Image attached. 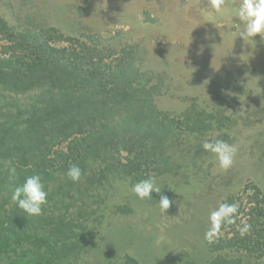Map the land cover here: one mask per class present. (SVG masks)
<instances>
[{"label":"rangeland","instance_id":"rangeland-1","mask_svg":"<svg viewBox=\"0 0 264 264\" xmlns=\"http://www.w3.org/2000/svg\"><path fill=\"white\" fill-rule=\"evenodd\" d=\"M0 16L18 30L54 26L95 34L105 46L137 45L136 67L160 84L159 109L181 114L194 103L214 115L204 136L182 133L167 143L173 171L134 181L97 162L77 182L71 171L74 184L45 213L60 229L84 227L82 248L64 264H124L127 256L208 264L226 216L251 200L245 187L257 185L264 197V0H0ZM37 92L10 93L27 106ZM49 183L54 191L62 180ZM231 197L236 203L224 207ZM244 253L232 252L264 264Z\"/></svg>","mask_w":264,"mask_h":264},{"label":"trees","instance_id":"trees-1","mask_svg":"<svg viewBox=\"0 0 264 264\" xmlns=\"http://www.w3.org/2000/svg\"><path fill=\"white\" fill-rule=\"evenodd\" d=\"M0 38V264H64L82 248L84 227L60 229L45 213L74 184L71 171L75 182L97 162L134 181L173 171L167 143L182 133L204 136L214 115L194 103L181 114L159 109L160 84L136 67L137 45L105 46L95 34L66 35L54 26L18 30L3 16ZM33 90L27 106L10 93ZM60 180L53 191L49 182ZM249 190L251 200L233 207L228 230L210 242L219 253L208 264H244L232 252L264 259V197L253 183ZM234 203L231 197L224 207ZM124 264L140 262L127 256Z\"/></svg>","mask_w":264,"mask_h":264}]
</instances>
